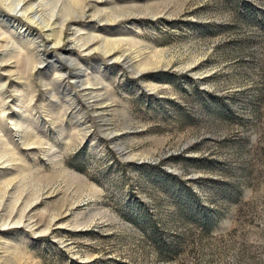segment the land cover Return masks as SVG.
I'll return each mask as SVG.
<instances>
[{
  "label": "rangeland",
  "instance_id": "obj_1",
  "mask_svg": "<svg viewBox=\"0 0 264 264\" xmlns=\"http://www.w3.org/2000/svg\"><path fill=\"white\" fill-rule=\"evenodd\" d=\"M0 264H264V0H0Z\"/></svg>",
  "mask_w": 264,
  "mask_h": 264
}]
</instances>
